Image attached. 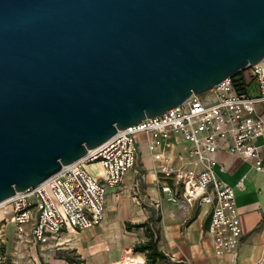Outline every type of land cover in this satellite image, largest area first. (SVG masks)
Returning <instances> with one entry per match:
<instances>
[{
  "label": "water",
  "instance_id": "95a60500",
  "mask_svg": "<svg viewBox=\"0 0 264 264\" xmlns=\"http://www.w3.org/2000/svg\"><path fill=\"white\" fill-rule=\"evenodd\" d=\"M264 56V0H0V202Z\"/></svg>",
  "mask_w": 264,
  "mask_h": 264
},
{
  "label": "built area",
  "instance_id": "2783aa9c",
  "mask_svg": "<svg viewBox=\"0 0 264 264\" xmlns=\"http://www.w3.org/2000/svg\"><path fill=\"white\" fill-rule=\"evenodd\" d=\"M247 68L255 81V94L248 91V83L236 90L233 76H227L162 114L117 130L47 179L5 198L0 203L5 215L0 220V264L7 263L3 244L6 220L13 223L19 236L30 223L35 240L54 237L66 225L83 229L99 223L104 214V186L117 185L135 166V136L140 132L158 134L168 150L178 143L174 136L181 135L187 146L170 152L172 162L157 173V185L184 214L191 201L207 205V232L213 247L216 252L227 248V236L239 229L233 204L235 188L217 173L214 153L224 149L252 161L264 157V113L256 107L259 101L264 102V56ZM84 162L98 164L97 177L86 170ZM255 166L264 168L259 163ZM218 168L223 170L222 165ZM250 264H264V248Z\"/></svg>",
  "mask_w": 264,
  "mask_h": 264
},
{
  "label": "crops",
  "instance_id": "0c3cea01",
  "mask_svg": "<svg viewBox=\"0 0 264 264\" xmlns=\"http://www.w3.org/2000/svg\"><path fill=\"white\" fill-rule=\"evenodd\" d=\"M250 72L249 68L242 71L248 79V91L255 94ZM256 107L264 113V102L259 101ZM174 138L178 143L173 150H185L187 143L181 135ZM135 143V166L117 185L104 186V214L99 223L83 229L66 225L54 237L47 235L43 240H35L30 223H26V231L19 236L13 223L6 220V264H144L145 251L134 250V246L147 240L150 230L161 253L155 264H250L262 255L264 168L258 169L255 164L264 166V157L252 161L224 149L214 153L217 173L235 188L233 204L239 225L236 232L227 236L229 246L216 252L207 232L208 206L194 200L184 214L157 185V173L164 164L172 162L173 150L165 148L156 133H137ZM94 164L98 169V164ZM97 176L98 172L94 177ZM134 222L145 225L128 227L127 223Z\"/></svg>",
  "mask_w": 264,
  "mask_h": 264
},
{
  "label": "trees",
  "instance_id": "16d2710c",
  "mask_svg": "<svg viewBox=\"0 0 264 264\" xmlns=\"http://www.w3.org/2000/svg\"><path fill=\"white\" fill-rule=\"evenodd\" d=\"M247 68V67H245ZM244 68V69H245ZM243 69L238 71L236 74L232 75L234 79V86L236 90H242L245 87V84L248 83L247 77L242 73ZM128 227L131 226H140L145 225L143 222H134L133 224L127 223ZM143 250L147 255V259L144 264H155V261L158 257L161 256L160 251L157 249V239L154 237L152 231L147 232V240L143 242L136 243L134 246V250Z\"/></svg>",
  "mask_w": 264,
  "mask_h": 264
},
{
  "label": "rangeland",
  "instance_id": "374dc122",
  "mask_svg": "<svg viewBox=\"0 0 264 264\" xmlns=\"http://www.w3.org/2000/svg\"><path fill=\"white\" fill-rule=\"evenodd\" d=\"M86 170L93 176H96L97 175V172H98V169H97V165L94 164V162H84V165H83ZM0 217H3V213L0 212Z\"/></svg>",
  "mask_w": 264,
  "mask_h": 264
},
{
  "label": "bare ground",
  "instance_id": "6f19581e",
  "mask_svg": "<svg viewBox=\"0 0 264 264\" xmlns=\"http://www.w3.org/2000/svg\"><path fill=\"white\" fill-rule=\"evenodd\" d=\"M3 201H4V200H3ZM3 201H1V202H3ZM1 202H0V203H1Z\"/></svg>",
  "mask_w": 264,
  "mask_h": 264
}]
</instances>
